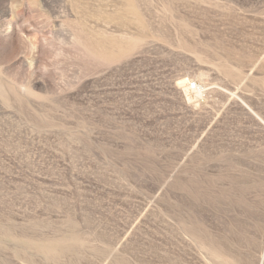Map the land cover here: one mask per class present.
Masks as SVG:
<instances>
[{
	"label": "rangeland",
	"instance_id": "rangeland-1",
	"mask_svg": "<svg viewBox=\"0 0 264 264\" xmlns=\"http://www.w3.org/2000/svg\"><path fill=\"white\" fill-rule=\"evenodd\" d=\"M0 264H264V0H0Z\"/></svg>",
	"mask_w": 264,
	"mask_h": 264
},
{
	"label": "bare ground",
	"instance_id": "bare-ground-1",
	"mask_svg": "<svg viewBox=\"0 0 264 264\" xmlns=\"http://www.w3.org/2000/svg\"><path fill=\"white\" fill-rule=\"evenodd\" d=\"M190 82H191L190 79H188V78H183V79H181V80L178 82V86L184 89L185 94H186V97L188 98V100L191 101V100H193V98H194V92L191 91V90H189V88H188V85H189ZM203 88H204V86L200 85V88H199V90H198L196 93L201 94ZM201 95H202V94H201Z\"/></svg>",
	"mask_w": 264,
	"mask_h": 264
},
{
	"label": "built area",
	"instance_id": "built-area-1",
	"mask_svg": "<svg viewBox=\"0 0 264 264\" xmlns=\"http://www.w3.org/2000/svg\"><path fill=\"white\" fill-rule=\"evenodd\" d=\"M189 90L193 91V92H197L200 88L198 82L196 81H191L188 85Z\"/></svg>",
	"mask_w": 264,
	"mask_h": 264
}]
</instances>
